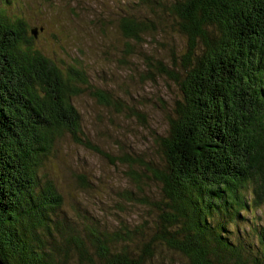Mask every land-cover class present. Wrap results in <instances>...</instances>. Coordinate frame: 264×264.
<instances>
[{"label":"trees","instance_id":"obj_1","mask_svg":"<svg viewBox=\"0 0 264 264\" xmlns=\"http://www.w3.org/2000/svg\"><path fill=\"white\" fill-rule=\"evenodd\" d=\"M131 1L115 14L125 59H140L151 83L172 81L179 100L165 131L152 132L156 158L104 155L128 165V188L98 217L51 172L66 142L103 154L74 99L88 94L143 124L146 114L95 87L77 61L47 57L31 34L43 26L30 28L17 0H0L1 260L264 264V0ZM70 174L88 193L90 180Z\"/></svg>","mask_w":264,"mask_h":264},{"label":"rangeland","instance_id":"obj_2","mask_svg":"<svg viewBox=\"0 0 264 264\" xmlns=\"http://www.w3.org/2000/svg\"><path fill=\"white\" fill-rule=\"evenodd\" d=\"M21 16L30 28L43 26L35 38V47L55 61H77L91 83L108 92L120 102L135 105L146 114V123L135 118L113 113L101 106L88 94L74 99L82 117L84 134L103 154L66 142L60 164L51 172L66 194L74 195L93 215L101 217L100 210L109 215L120 202L117 192L128 188V165L109 162L104 155L116 159L123 155L132 159L140 156L156 158L152 132L162 134L166 128V109H172L179 100L176 85L168 79L151 83L141 78L143 66L140 59H125V40L115 27L118 8L133 3L131 0H17ZM123 1V2H121ZM144 50L153 52L148 39ZM161 43V41H160ZM169 44V41L167 42ZM179 48L180 39L174 42ZM143 50V51H144ZM160 52V56H165ZM125 66L123 63H126ZM146 75V74H145ZM80 173L90 180L88 193H81L70 173ZM155 188V187H153ZM122 203V202H120ZM261 216L264 224V212ZM134 223L136 216L122 214ZM135 217V218H134ZM134 220V221H133Z\"/></svg>","mask_w":264,"mask_h":264},{"label":"water","instance_id":"obj_3","mask_svg":"<svg viewBox=\"0 0 264 264\" xmlns=\"http://www.w3.org/2000/svg\"><path fill=\"white\" fill-rule=\"evenodd\" d=\"M31 34L34 36V37H36V30L35 29H33L32 31H31ZM0 264H5L2 260H1V258H0Z\"/></svg>","mask_w":264,"mask_h":264}]
</instances>
